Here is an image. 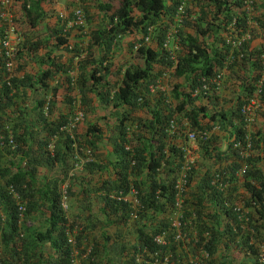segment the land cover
<instances>
[{"label": "trees", "instance_id": "trees-1", "mask_svg": "<svg viewBox=\"0 0 264 264\" xmlns=\"http://www.w3.org/2000/svg\"><path fill=\"white\" fill-rule=\"evenodd\" d=\"M55 1L13 4L21 40L9 84L0 53V264H72L77 250L81 264H194L186 247L204 250L210 264H259L264 0L254 1L260 33L247 22L244 0H68L65 19L56 13ZM75 6L85 9L89 24L96 14L102 18L89 40L81 26H67ZM234 17L238 24L230 30ZM172 28L175 57L163 44ZM246 29L251 37L239 47L225 41L230 32L236 39ZM3 35L0 23V39ZM229 53L230 74L221 90L193 101L198 78L215 76ZM258 87L260 121L251 131L256 153L249 157L242 154L247 139L241 108L258 96ZM42 90L52 92L47 114L45 101L35 99ZM169 96L176 100L172 107ZM77 100L86 118L71 133L63 131ZM172 118L177 133L170 129ZM185 122L196 131L214 123L221 130L200 140L189 163L186 209L179 213L183 231L176 232L171 219L186 160ZM235 142L241 148H234ZM103 146L100 162L76 158L77 147L86 150L85 158H97ZM245 162L246 170L238 173ZM131 187L137 209L112 196ZM241 202L249 210L246 225L235 208ZM158 235L165 236L164 244L157 243Z\"/></svg>", "mask_w": 264, "mask_h": 264}, {"label": "built area", "instance_id": "built-area-1", "mask_svg": "<svg viewBox=\"0 0 264 264\" xmlns=\"http://www.w3.org/2000/svg\"><path fill=\"white\" fill-rule=\"evenodd\" d=\"M13 0H2V9L0 10V23L3 25V37L0 39V46L2 50H0V53L3 57V68L5 72L7 73V76H5V80L8 81L9 84V78L15 74V60H16V55L18 53V43L20 40V37L17 33L14 21H13V15L9 11V7L12 4ZM252 3V0H248V13L251 11V6L250 4ZM182 10V8H180ZM86 24V16L85 12L81 7H77L74 11V16L68 21L67 26L72 27V26H81L83 28ZM250 37V32L247 31L242 37L238 38H230L229 43H231L233 46H238L241 44L242 41L247 40ZM227 61V60H226ZM228 62H226V65ZM226 68L219 70V73L216 75L217 80H221L225 76ZM264 80V76L261 81ZM73 84H75V80L73 81ZM76 86V85H73ZM167 86H162V89H166ZM204 89H207V85H204ZM198 92V90L196 91ZM78 98V97H77ZM51 101V95H48L47 103L45 104V114L48 113L49 111V103ZM78 101V100H77ZM80 101H78V108L72 119L65 124L61 130L70 132L75 128L78 127V125L83 122L85 119V113L83 110L80 109ZM258 103L257 99H252L249 103L245 104L243 107V113L245 115V122H247L248 125H251L255 121V109H257ZM172 129L174 128V122H171ZM208 136L209 132H204L202 136ZM189 137L192 139H195L196 135L195 133H190ZM12 138V137H10ZM14 143L13 139H10V143ZM241 146L240 142L235 143V147L239 148ZM53 148V145L50 146ZM248 147H251V143H248ZM186 148V147H185ZM243 154V152H242ZM196 158V155L194 154L191 149H186V160H185V165L182 168V171L179 174V177L177 179L176 187H177V197H176V214L174 217H172V227L176 230V232L183 231V226L182 222L179 218V213L181 211H185V205L183 204V194L188 191L187 185H189V180H188V175H187V170L189 167V163L193 162ZM248 164H243V166L240 168L238 173L243 172L246 170ZM228 185V184H227ZM9 191L13 192L14 198L17 200L19 208L21 211L25 209L24 204L21 202V199L15 189L12 186H9ZM63 201L62 204L64 208H68V198H67V185L63 187ZM114 197H117L118 199L126 200L131 203L133 206H137L139 203L138 197H137V191L135 190L134 187H131V189L125 193V192H120L113 195ZM236 211L240 214L241 218H244L245 213L247 212L245 208L243 207V204L237 205ZM180 236V234L178 235ZM71 243H75V237L71 235L69 238ZM156 241L159 244H164L166 242L164 235H159L156 237ZM90 250V248L88 249ZM77 251L76 254L74 255V258L72 260V264H80L77 261ZM210 258L208 254L203 253V256L201 258V261L203 264L207 263L206 261ZM198 264V263H197ZM200 264V263H199ZM259 264H264V245H261V253L259 256Z\"/></svg>", "mask_w": 264, "mask_h": 264}, {"label": "clouds", "instance_id": "clouds-1", "mask_svg": "<svg viewBox=\"0 0 264 264\" xmlns=\"http://www.w3.org/2000/svg\"><path fill=\"white\" fill-rule=\"evenodd\" d=\"M58 0H56L55 1V3L53 4V6L55 7V9H56V13H58V16H61L63 19H65L66 17H68V15H69V12H70V10H68V8L66 9V10H64L63 8L62 9H58L57 8V2ZM80 0H77V2H79ZM83 2H84V0H82ZM254 1L255 0H252V3L250 4V6H251V11H250V13H248V0H244V10H245V12H246V18H247V22H248V24H249V26H251V27H256V28H258L259 29V33H260V27H259V25L257 24V20L255 19V17H257V15H258V13H257V9L255 8V6H254ZM16 2V0H13L12 1V4L10 5V7H9V11L11 12V14L13 15V21H14V14H13V12H12V6H13V4ZM65 2H67V1H65ZM65 5V4H64ZM64 8H66V6L64 7ZM77 8V6H75L74 7V9H73V14H72V16H71V18L74 16V11H75V9ZM83 10H84V12H85V16H86V24H85V26L82 28L83 29V32L85 33V38L86 39H88L89 40V38H90V35H89V31H91V29H89V23H88V20H87V15H86V11H85V9L83 8V7H81ZM180 8H182V10L180 9ZM2 9V0H0V10ZM184 9H185V7H184V4H181L179 7H178V13H179V16L180 15H182V13H184ZM61 10V11H60ZM63 11V12H62ZM70 18V19H71ZM248 18H249V20H248ZM69 19V20H70ZM68 19H67V21H69ZM68 23V22H67ZM232 24L231 25H229V27H228V29H234V26H235V24L237 23L238 24V18L237 17H234L233 19H232V22H231ZM14 24H15V22H14ZM15 27H16V25H15ZM75 27V26H74ZM251 29V28H250ZM250 29H246L244 32H243V34L241 35L240 33H237V36L240 38V37H242L247 31H249L250 32V37H251V31H250ZM17 30V29H16ZM17 33H18V31H17ZM174 33H175V29L174 28H172L170 31H168V34L166 35V38H165V41H164V46L166 47V48H168L169 50H170V52H171V54L173 55V57H175L176 56V54H175V52H176V50H177V48H178V42H173V40L171 39V38H173L174 37ZM232 33L233 32H230L229 34H227L226 35V42L228 43V44H231V43H229V39L232 37L233 38V36H232ZM18 35H19V33H18ZM19 37H20V35H19ZM237 37V38H238ZM249 37V38H250ZM248 38V39H249ZM20 40H21V37H20ZM20 40H19V42H20ZM148 40H149V38H148ZM147 40V41H148ZM242 42H244V41H242ZM241 42V43H242ZM19 44V43H18ZM241 45V44H240ZM240 45H238V46H234V48H237V47H239ZM233 51L234 50H230V52L231 53H233ZM17 56V55H16ZM82 57H84L83 55H82ZM261 58L264 60V55H262L261 56ZM79 60V57H77L76 58V62ZM227 60V61H226ZM231 57H230V53H229V55H228V57L224 60V62L222 63V64H218L216 67H215V71H216V73H219V70H222V69H225L226 68V72H225V76L221 79V80H217L216 79V75L214 76L213 74H212V76H210V77H208V76H205V75H202V76H200L199 78H198V81H197V84L194 86V88L191 90V97L193 98V101H196V102H199L202 98H205V96L207 95V94H210L214 89L215 90H221V88L223 87V85L225 84V82L227 81V79L229 78V74H230V69H229V66H230V62H231ZM226 62H228V64L226 65ZM264 70V69H263ZM72 73H74V76L73 77H75V78H77L76 77V75L75 74H77V71H74V72H72ZM263 76H264V74H263ZM263 76H262V78H263ZM262 78L260 79V81H259V85L261 86L262 85V83L264 82V80L263 81H261L262 80ZM204 85H207V89H204ZM213 86V87H212ZM198 90V92H196ZM43 91V90H42ZM42 91H37V92H42ZM258 96H256V97H251V99L250 100H248V101H246L244 104H243V106H242V114H243V124L242 125H240V126H244V130H245V136H246V139H247V144H246V149H243L242 150V152H243V154L245 155V156H252L254 153H256V150H255V148H254V143H253V141H252V139H251V136H252V133H251V131H252V129H253V125L254 124H256V123H258L259 121H260V114H259V108H261V103H260V100H259V87H258ZM44 92H46L45 93V96H44V98H40V99H37V98H35L36 100H44L45 101V104L47 103V99H48V95H51L52 94V92H51V90H47V91H44ZM257 99V103H258V107H257V109L258 110H256L255 109V121L251 124V125H248L247 124V122H245V115H244V113H243V107H244V105L245 104H247V103H249L252 99ZM167 104H170V106L172 107V104L174 103H176V100H175V97L174 98H172L171 96H169V98H168V102H166ZM80 109L81 110H83L82 109V106H81V104H80ZM174 107V106H173ZM45 109V108H44ZM77 109H79L78 107H77ZM84 112V111H83ZM85 113V112H84ZM85 118H86V115H85ZM84 121V120H83ZM171 122L173 123L174 122V128L172 129V126L170 127V129L171 130H173V131H175L176 133H177V125H176V123H177V120L175 119V118H172V120H171ZM171 122H170V125H171ZM83 122H81L80 124H82ZM260 124H261V122H260ZM219 130H221V128H220V126L217 124V123H214L213 125H212V127L211 128H209V129H202V130H199V131H196V130H194V129H192L191 128V125L188 123V122H185V125H184V129H182V131L184 132L181 136L182 137H184L185 138V142H186V144H183L182 146H181V149H183V151L186 153V149H191V151H193L194 152V154L196 155V157H197V155H198V153H199V142H200V140H202V139H207V138H209V137H211L212 135H213V133H215V132H217V131H219ZM254 130V129H253ZM204 132H209V135L207 136H202V134L204 133ZM179 134H180V132H178ZM190 133H195V135H196V137H195V139H192V138H190L189 137V134ZM251 143V147L249 148L248 147V143ZM235 143H237V142H235ZM235 143H234V145H233V147L234 148H236L235 147ZM10 144H14L13 142L12 143H10ZM186 147V148H185ZM51 148V147H50ZM78 148V147H77ZM239 148H241V146L239 147ZM52 149V148H51ZM105 154H106V151H105ZM106 156V155H105ZM105 158V157H104ZM104 158H103V160H104ZM93 160V159H97V158H90V157H88V158H83L82 160H80V162L81 163H83V162H85V161H88V160ZM244 164H247V162H245ZM184 165H185V162H184ZM184 167V166H183ZM79 169L81 170L82 169V166H80L79 167ZM65 185H67L66 183L65 184H63L62 185V187H61V192H63L62 190H63V187L65 186ZM131 189V188H130ZM129 189V190H130ZM127 193V192H126ZM115 194H117V192H113L112 193V196L113 195H115ZM117 198V197H116ZM126 201V200H125ZM126 202H128V201H126ZM128 204H130L131 205V203L130 202H128ZM242 205L243 203L241 202V203H239V204H236L235 205V207L237 206V205ZM138 205H139V203H138ZM138 205L137 206H133V205H131L132 206V209H137L138 208ZM243 207L245 208V210L247 211L246 213H245V215H244V218H242L243 220H245V222H244V224L246 225L247 224V220L249 219H247V215L249 214V210H248V208L245 206V204H243ZM175 214L176 213H174V215L172 216V217H174L175 216ZM133 219L134 218H136L137 216H136V213L134 212L133 213ZM171 223H172V219H171ZM247 227H245V229H246ZM97 234H99V237L101 236V233H97ZM159 236V235H158ZM157 237V236H156ZM165 237V236H164ZM156 239V238H155ZM75 244H77V240H76V238H75ZM262 245H264V244H262ZM260 247V249H261V245L259 246ZM90 247H88L87 249H89ZM194 248V247H193ZM91 249V248H90ZM186 250H187V255H188V257L190 258V259H193V261H194V264H203V262L205 261H201V258H202V256H203V253H205V254H207L204 250H196V249H191L190 247H186ZM77 261L81 264V259H80V253H79V251L77 250ZM193 254L191 257L189 256V254ZM261 253V252H260ZM84 256V255H83ZM89 256V255H88ZM259 256H260V254H259ZM210 260H211V258H209L206 262L207 263H205V264H210ZM232 261H234V258H232ZM229 262V261H228ZM258 262H259V258H258Z\"/></svg>", "mask_w": 264, "mask_h": 264}, {"label": "rangeland", "instance_id": "rangeland-1", "mask_svg": "<svg viewBox=\"0 0 264 264\" xmlns=\"http://www.w3.org/2000/svg\"><path fill=\"white\" fill-rule=\"evenodd\" d=\"M65 1H67V2H65ZM58 3L59 2H62L63 4H65V6H66V8H64V10H66L67 9V6H68V0H58L57 1ZM57 3V4H58ZM58 6L59 5H57V8H58ZM61 9V8H60ZM61 11V10H60ZM101 21H102V18L99 16L98 17V14H96L95 16H94V18H92V22L89 24V29H91V30H93V28H95V27H97V26H99V24L101 23ZM45 93L46 92H44V91H42V92H37L36 94H35V98H37V99H42V98H44V96H45ZM51 173H53L52 171H51ZM109 231H111V230H109ZM193 254H189V256L191 257Z\"/></svg>", "mask_w": 264, "mask_h": 264}, {"label": "crops", "instance_id": "crops-1", "mask_svg": "<svg viewBox=\"0 0 264 264\" xmlns=\"http://www.w3.org/2000/svg\"><path fill=\"white\" fill-rule=\"evenodd\" d=\"M58 9H64V7H65V5L62 3V2H59L58 3ZM63 12V11H62ZM97 155H98V157H97V160L100 162V156H101V158L103 159L104 157H105V150H104V146L102 147V149H101V152H100V150L97 152ZM86 156H88V154H86V150L85 149H79V148H76V158L78 159V160H82L83 158H85ZM45 170H47V169H45ZM44 170V171H45ZM56 172H57V170H54L53 171V173H51V175L53 174V175H56Z\"/></svg>", "mask_w": 264, "mask_h": 264}]
</instances>
